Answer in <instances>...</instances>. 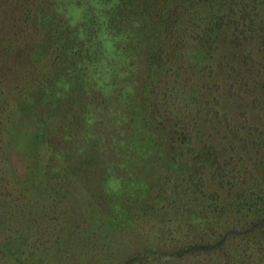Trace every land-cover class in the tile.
Listing matches in <instances>:
<instances>
[{
    "label": "rangeland",
    "instance_id": "1",
    "mask_svg": "<svg viewBox=\"0 0 264 264\" xmlns=\"http://www.w3.org/2000/svg\"><path fill=\"white\" fill-rule=\"evenodd\" d=\"M0 264H264V0H0Z\"/></svg>",
    "mask_w": 264,
    "mask_h": 264
}]
</instances>
